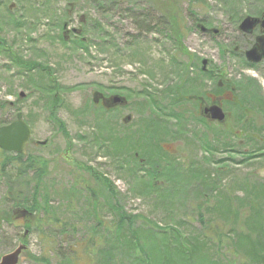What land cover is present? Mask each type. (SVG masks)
Returning a JSON list of instances; mask_svg holds the SVG:
<instances>
[{
	"label": "rangeland",
	"instance_id": "374dc122",
	"mask_svg": "<svg viewBox=\"0 0 264 264\" xmlns=\"http://www.w3.org/2000/svg\"><path fill=\"white\" fill-rule=\"evenodd\" d=\"M263 9L264 0H123L103 5L91 0H0V126L9 125L22 113L32 128V139L22 159L32 157L48 164L41 181L19 187L15 184L19 168L12 160L16 155L0 149V259L26 244L19 264H46L36 257H45L50 264H138L140 257L145 260V253L150 255L151 264H190L174 252L180 244L175 235L185 241L202 233L192 205L203 198L192 189L179 191L177 181L156 193L150 189L141 193L139 177L145 175L135 176L132 168L141 165L144 157L133 158L140 152L136 149L118 154L109 149V121L121 131L127 128L126 137L129 128L140 127L143 111L147 116L152 108L165 114L171 108L183 111L185 134L174 140H169L170 135L164 148L173 151L180 161L186 159V167L202 163L215 173L224 164L230 171L221 184L224 191L232 178L264 177V64L257 72L248 66L241 50L233 49L234 44L245 48L250 45L239 33L241 18ZM141 15L147 17L146 22L141 21ZM175 16L182 32L178 41L169 22ZM224 19L229 21L227 25ZM65 22L85 34H72L69 40H63ZM198 23L220 28L221 35L214 39L203 34ZM76 37L84 38L87 47L75 44L81 40ZM228 43H234L230 54L225 53ZM207 57L228 72L229 83L236 90L231 96L237 103L224 106L230 114L224 124L209 123L206 118L207 124L199 122L197 104L190 101L196 92L201 90L200 95L204 91L201 61ZM29 74H34L39 87L33 85ZM248 82L256 85L253 98L244 92ZM95 91L122 95L128 104L109 115L101 105L94 104ZM22 92L24 97L20 96ZM153 97L157 103L152 102ZM127 115L133 120L125 125ZM52 118L60 119L63 129ZM99 119L105 121L101 128ZM217 136L221 141L231 140L229 145L221 144ZM43 140H49L47 146L36 143ZM199 143H210L209 151ZM232 148L236 153L231 156ZM228 157L232 158L228 165L221 163ZM186 187L191 184L187 182ZM18 190L25 197L17 198ZM160 193L167 196V204L158 202ZM235 193L243 196L244 192L237 189ZM34 194L40 201L48 197L56 212L40 216L32 213L28 206ZM214 203L211 199L207 206L212 208ZM122 213L131 222H122ZM13 215L16 218L9 221L7 217ZM43 217L44 222H38ZM152 221L166 226L170 251ZM243 222V215L232 216L224 225L221 223L223 232L229 235L235 228L232 225L245 227ZM120 225L124 226L121 232ZM131 229L139 231L143 249L133 241L129 243ZM117 236L120 244L115 243ZM230 237L222 238L218 248L221 237L216 236L215 249L207 248L216 258L222 257L221 264L238 262L237 254L231 251ZM240 243L246 244L247 239Z\"/></svg>",
	"mask_w": 264,
	"mask_h": 264
},
{
	"label": "trees",
	"instance_id": "16d2710c",
	"mask_svg": "<svg viewBox=\"0 0 264 264\" xmlns=\"http://www.w3.org/2000/svg\"><path fill=\"white\" fill-rule=\"evenodd\" d=\"M91 1L97 5H103L105 2L109 1L121 2L123 0ZM155 4H158V1ZM193 5L195 4H192L191 6ZM171 13L174 14L173 12ZM140 17L141 21L146 22V16L141 15ZM169 20L171 33L175 36V38H177L178 41V38L182 34V32L180 31V24H178L176 16L173 17L172 20ZM84 34L85 32L82 30V35ZM62 39L64 40L65 38ZM76 43L83 47H87V42L84 39L76 41L75 44ZM178 68H181V66L179 65ZM29 75L31 76V78L33 76V78L31 79V81L35 82V84L33 83V85L35 87H39L41 84L37 82V80H35L34 74ZM190 80L191 82L195 83V80L193 78L190 77ZM252 83L253 82H248V85L246 83L247 91H244L245 93L247 92V95L250 98H253L255 92L254 90L256 89V85ZM239 85H241V82L239 83ZM200 91L196 93L199 94ZM44 92L47 94L50 93V90L47 85H45ZM49 98L50 104L54 105L56 102L52 101L51 95H49ZM156 100L157 99L155 97L152 98V102L157 103ZM190 101L197 103L195 100H192L191 97ZM100 108H103L104 111H108L109 115L112 112H115L114 110H116L106 109L104 107ZM195 110L196 114L199 116L197 120L199 122L207 124L205 119H203L204 117L200 115L197 106ZM168 112L169 113L165 114V112H160V110L152 108L150 115L147 116V113L143 111L142 120L138 122L140 127H137L136 129L129 128L128 135L126 137H124V134L126 133L127 128L121 131V128L112 126L109 121V149H114L116 151L115 154H118L123 150L128 151L131 149H136L137 151H140L139 153L136 152L133 158H136L137 156V159H139L141 155L142 157H144L142 158L143 163L140 161L141 165H134V167L132 168V173H134L135 176L139 175L140 173H143V175H145L139 177V191L141 193L145 194L146 191L150 192V190H153V192L156 193L159 189L165 188L166 185L171 183L172 181H177L181 185L179 191L191 192V190L189 189H192V193L198 194L200 197L203 198V200L201 201L195 200V204L192 205L193 210H195L193 213L198 215L202 227V233H199L195 237L186 239L185 241H182L181 236L175 235L180 241V244H178V247L175 248L174 252L177 253L179 257L182 256V258L189 260L190 264H221L222 257L216 258V255L212 254L213 251L211 250L210 252L207 250V248L208 246H211V249H215L216 244L213 241V238H215L216 236L218 239L221 237L220 242H217L218 248L222 246L221 243L222 240H224L222 238L231 236L229 238L232 248L231 251L234 254H237L238 256L237 264L239 262L241 264H264V177H260L258 175L255 177L251 175H245L239 177L238 179L232 178L227 188L228 190L224 191L221 190V184L224 182L226 174H229L230 172L227 166H223L224 164H221V166L217 168V172L215 173H213L211 170L205 169V165L202 163H197L195 164V166L193 165L192 168L186 167V165H188V161L186 159L180 161V158L175 156L173 151H167L164 148V144L166 143V141H168L167 139H169L170 135L172 136V138L169 140H174L180 138L181 135L185 134L187 123V120L184 117L185 112H176L174 108H171L170 110H168ZM159 113H161V115ZM105 114L107 113L104 112L103 115ZM193 118L196 119L195 116H193ZM52 119L57 122V125L61 129H63V122L60 119ZM98 121L99 127L101 128V122L105 123V121L103 119H99ZM107 122L108 121H106V123ZM169 122H173L174 125L170 126L168 124ZM167 125H169V127H167ZM103 127H106V125H103ZM224 135L226 136L227 134ZM241 135L243 134L241 133ZM216 140L219 141L221 144L227 143L226 147L231 141H221L218 136ZM199 146L204 149L205 152H208L209 148L211 147V144L209 143L208 145H206L204 143H199ZM230 153L231 156L235 155L236 150L232 148ZM2 154L4 155L5 153ZM23 155L24 154H18L16 156L13 155L14 158L12 159L17 163V168H19V173L17 175L19 176V180L15 183L19 187H23L25 182V184L28 185L32 181L38 183L47 174L48 164L46 162H38L32 157H29L27 160H23ZM6 156L9 155L5 154V157ZM204 161L207 164H212V161H208L207 159H204ZM225 161L222 160L221 163H226L225 165H228L227 163L232 161V158L230 159L228 157ZM140 168H144L146 170L142 171ZM182 169H184L185 171L184 175H182V173L184 172L182 171ZM30 175H32V177H29ZM187 182L191 184V187H186ZM183 183H185V186L182 185ZM237 189L243 190V196H239L235 193ZM115 190L116 188L113 186L112 192L115 193ZM161 192L165 191L161 190ZM16 195L17 198L25 197L20 190L17 191ZM160 197L161 198H157L158 202L160 204H167V196H162V194L160 193ZM211 199L214 200L215 203L212 208H209L207 206V203L210 202ZM24 200L25 198L23 200L18 201V204H21L20 202ZM50 202L51 200L48 197L40 201L37 198V195L34 194L31 205H29L28 208L32 213H38L39 216L42 215L43 212L54 214L56 211L53 207H51ZM122 215H124L123 219H121L122 222H131L130 218H126V214L122 213ZM240 215L244 216L243 226L245 227H238L236 225H232L235 226V228L231 229L229 235L228 233H225V230L223 232V225L225 224V222H227L232 216L238 217ZM44 217L41 218V220L38 219V222L43 223ZM15 218V215L7 217L9 221H14ZM233 222H235V219L233 220ZM221 223H223V225ZM152 224H154V226L161 231L162 234H160L159 237L163 239V242L166 245L165 249L167 251H170L171 247L168 246L169 236L165 232L166 226H161L160 224L154 221H152ZM123 227V225H120V232L123 230ZM232 231H234V234L230 235ZM139 236V231H133L131 229L129 243L133 241L135 242V245L138 248L143 249ZM123 237H125V235ZM243 239H247V243L244 245L240 243V241ZM119 240L120 239L117 236L115 243L120 244ZM187 245H189L190 248H188ZM144 257L145 260L143 257H140V262H138V264H143L144 261L145 264H151L150 255L145 253ZM36 260H40L45 262L46 264H50V261H48V259L45 257H36ZM109 264L112 263L109 262Z\"/></svg>",
	"mask_w": 264,
	"mask_h": 264
},
{
	"label": "flooded vegetation",
	"instance_id": "af4514ba",
	"mask_svg": "<svg viewBox=\"0 0 264 264\" xmlns=\"http://www.w3.org/2000/svg\"><path fill=\"white\" fill-rule=\"evenodd\" d=\"M247 16H249V15L247 14L243 18H241V21L238 25V28H239V33L242 35L244 40L250 41L249 47L245 48V47L240 46L239 44L228 43L226 48H225V50H226L225 53L230 54V46L234 44V48H233L234 51L239 52L241 50L242 53L244 54V57L246 59L248 66L251 67V69H254L258 72L259 66L261 64H264V59L258 63L257 62H250L246 57V52L253 47V45L256 43L257 38L259 36L264 35V21L259 22V24L252 30V32H250V33L244 32L240 29V25H241L242 21ZM252 16L263 19L264 9L261 10L258 14H254ZM226 22L227 21L224 19L223 23L226 24ZM228 22H227V24H228ZM69 23L71 24V22H69ZM206 25H208V27ZM206 25H204L203 23H198L197 27L201 30V32L203 34H206L210 37H213L214 39H216V37H219L221 35V29L220 28H215L214 26H211L209 24H206ZM204 27H205V30H204ZM223 28H225V27H223ZM81 31H82L81 29H78V31H74V28H73V30H72V28H70V30L67 29L66 31H64V35L69 40V38L71 37L72 34L79 35L82 33ZM205 59L207 60V62H206V64H203V61ZM205 59H203L201 61V72H202L203 79L205 81V84L203 85L204 91L200 95L197 94L196 96H192L191 99L195 100L197 102L196 104L198 106V110H199L200 115L202 117L206 118V120L209 123L217 122L219 124H224V123H227L229 121L230 114L228 112H226L227 113V120H225L223 122H219L218 120H214L210 116V112H206V110H207V108H209L210 106H212L215 103H219V105L223 109H225L224 106L229 107V104H231V102L237 103V98L233 99L231 96L232 92H234L236 90H235V87H233V85L231 83H229L228 72L223 67L221 68L220 65L215 66L213 64L214 63L213 60H211L210 58L207 57ZM204 66H205V68H204ZM259 73H257V74L260 75ZM208 82H209V84H208ZM97 92H99V91H95L93 94V99H94L95 103L97 105L104 104L103 98H109V95H105L104 93L100 92L102 94V96H95V94ZM31 131H32V128H31ZM237 135L240 136L239 134H237ZM31 139H32V133H31V137L27 143H29L31 141ZM44 141H46V142L42 143ZM48 142H49V140H43V141H37L36 143L38 145H41V146H47ZM26 144H25V146H26ZM14 154L18 155L16 153H14Z\"/></svg>",
	"mask_w": 264,
	"mask_h": 264
},
{
	"label": "water",
	"instance_id": "95a60500",
	"mask_svg": "<svg viewBox=\"0 0 264 264\" xmlns=\"http://www.w3.org/2000/svg\"><path fill=\"white\" fill-rule=\"evenodd\" d=\"M264 21L261 18L247 16L241 23L240 29L244 32H252V30L259 24V22ZM67 25V24H66ZM65 25V27H66ZM205 30V27H204ZM77 31V30H75ZM246 57L250 62H260L264 59V35L257 38L256 43L253 47L246 52ZM207 60L203 61L206 64ZM205 68V66H204ZM21 97L25 96V93L20 94ZM95 96H102L100 92H97ZM103 103L107 108L118 107L125 105L127 99L121 95H113L109 98H103ZM2 109V103L0 101V112ZM206 112H210V116L214 120L223 122L227 118V114L219 103H215ZM132 116L128 115L125 117L124 121H131ZM31 135V129L29 125L24 121L23 114L19 113L17 119L9 125L0 126V148L4 151L22 153L26 142L29 140ZM46 141L42 142L45 143ZM27 248L25 244H20L14 251L5 254L0 259V264H18L23 251Z\"/></svg>",
	"mask_w": 264,
	"mask_h": 264
}]
</instances>
